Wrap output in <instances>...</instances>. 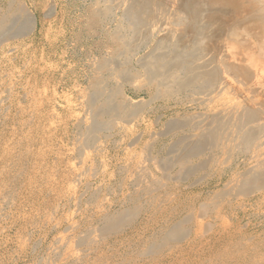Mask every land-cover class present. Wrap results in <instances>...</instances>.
I'll list each match as a JSON object with an SVG mask.
<instances>
[{"label":"bare ground","instance_id":"6f19581e","mask_svg":"<svg viewBox=\"0 0 264 264\" xmlns=\"http://www.w3.org/2000/svg\"><path fill=\"white\" fill-rule=\"evenodd\" d=\"M29 1L0 0V264H264V0Z\"/></svg>","mask_w":264,"mask_h":264},{"label":"rangeland","instance_id":"374dc122","mask_svg":"<svg viewBox=\"0 0 264 264\" xmlns=\"http://www.w3.org/2000/svg\"><path fill=\"white\" fill-rule=\"evenodd\" d=\"M26 2H27V0H25ZM54 2L55 3H57L56 4V8H57V10H58V13H61V6H62V0H54ZM28 5L31 7V3H30V1L28 0ZM44 11H45V9L44 8H42ZM41 8H40V11L39 12H37V14H38V16L41 14V12L43 11ZM43 11V12H44ZM42 12V13H43ZM53 17H55V16H52L51 17V19L49 20V22H48V20H45V27H44V30H46L47 29V26H50V27H52L53 29V32L57 29L56 27L57 26H60V25H57L56 23L57 22H55L56 21V19H54ZM53 20V21H52ZM52 22V23H51ZM46 23H47V25H46ZM49 24H51V25H49ZM55 24V25H54ZM41 26V24H39V29L41 28L40 27ZM43 26V25H42ZM56 26V27H55ZM61 27V26H60ZM46 32V31H45ZM55 35H56V32H55ZM46 41H44V46H45V48H47L48 46H47V42L45 43ZM59 93V92H58ZM135 99H136V97H134Z\"/></svg>","mask_w":264,"mask_h":264}]
</instances>
